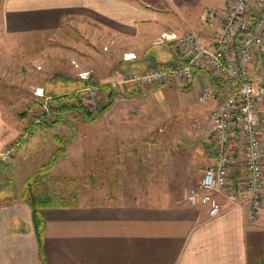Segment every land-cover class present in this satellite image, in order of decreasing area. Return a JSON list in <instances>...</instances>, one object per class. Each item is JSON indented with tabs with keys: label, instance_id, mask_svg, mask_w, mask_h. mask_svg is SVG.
<instances>
[{
	"label": "crops",
	"instance_id": "crops-1",
	"mask_svg": "<svg viewBox=\"0 0 264 264\" xmlns=\"http://www.w3.org/2000/svg\"><path fill=\"white\" fill-rule=\"evenodd\" d=\"M226 1L0 0V37L14 38L18 46L24 39L45 37L47 33L52 35L73 27L93 40L103 39L111 53L117 55L103 64L92 59L91 68L83 70L92 71L94 67L98 70L105 64L114 66L122 54H133L134 58L120 57V62L150 69L158 66L159 58H163L162 54L152 51L155 46L174 49L172 43H156L161 33L182 35L194 31L203 44L212 45L222 23ZM206 8L214 9L215 16L210 23L201 25L198 15ZM147 54L151 57L147 58ZM180 61V55L175 57L172 51L169 62ZM196 70L194 79L200 73L205 79L199 91L213 85L215 80L207 71ZM68 82L71 83L69 80L60 86ZM163 85L168 92H178L175 89L179 86L175 84ZM141 99L140 95L116 97L94 121L100 130L91 138L96 149L115 144L117 128L124 135L151 136L156 129L162 131L153 124L138 125L136 121H129L148 112ZM13 117L12 112L0 110V150L36 132L37 128L30 129ZM196 126V131L192 129L195 133L190 132L187 145L193 144L194 135L202 137L208 166L213 161L211 126L207 119L198 120ZM99 133L107 135L98 136ZM51 150L50 155L56 149ZM240 176L241 170L232 166L230 188L238 187ZM38 215L40 237L32 207L25 198L0 202V264H264V197L255 219L250 218L246 204L232 206L222 197L218 198L215 211L208 205H191L187 200L106 201L40 208Z\"/></svg>",
	"mask_w": 264,
	"mask_h": 264
},
{
	"label": "rangeland",
	"instance_id": "rangeland-1",
	"mask_svg": "<svg viewBox=\"0 0 264 264\" xmlns=\"http://www.w3.org/2000/svg\"><path fill=\"white\" fill-rule=\"evenodd\" d=\"M210 12L215 14L216 11L206 8L199 13L201 25L213 20L208 17ZM13 41L14 38L0 37V110L12 112L13 118L29 125L30 129H37L30 138L21 137L0 150V202L19 194L24 179L49 160L51 148L59 146L55 140L57 137L65 153L58 158L51 174L60 178L57 182L60 189L76 190L77 203L182 202L198 188L201 173L208 162L202 137L196 138L198 135L193 134V144H187L191 139L190 132L197 130L196 122L207 119L210 104L197 100L199 88L204 86V74L200 73L188 89L176 88L177 93L166 91L164 85L162 88L161 85L145 88L135 85L148 112L129 121H136L138 125L153 124L162 131L156 129L151 136L124 135L123 130L117 128L115 144L96 149L91 138L94 132L100 131L94 121L101 115L91 119L76 111L65 112L57 123L39 127V123L33 122V116L44 99L37 96L35 90L43 88L44 95L50 96L49 119L53 120L50 107L53 94H72L92 85L89 83L91 79L98 81L95 84L106 83L139 68L120 62L118 59L124 57L122 54L114 66L106 67L105 64L98 70L96 67L89 70L92 59L103 64L104 60L117 58V55L111 53L103 39L93 40L84 31L73 27L52 35L47 33L45 37L24 39L18 46ZM174 49L170 51L159 44L152 51L159 56L162 54L161 62H168L172 51L175 57L180 54L176 47ZM131 56L133 59L134 55ZM80 72L89 74L82 78ZM69 80L71 83L60 86ZM98 99L95 110L84 105L92 111V116L105 101L106 94L100 91ZM106 135L99 133L98 136ZM235 156L238 157L237 153Z\"/></svg>",
	"mask_w": 264,
	"mask_h": 264
},
{
	"label": "built area",
	"instance_id": "built-area-1",
	"mask_svg": "<svg viewBox=\"0 0 264 264\" xmlns=\"http://www.w3.org/2000/svg\"><path fill=\"white\" fill-rule=\"evenodd\" d=\"M214 16V12L208 14ZM164 42L180 51L182 61L134 70L106 83L117 91L130 85L185 87L196 68L207 71L215 82L202 87L197 100L210 104L207 123L211 126L213 161L204 168L198 188L186 200L215 211L222 197L232 206L246 204L250 218H257L264 197V0H229L212 45L203 44L194 31L182 35L161 33L156 43ZM123 58L129 60L132 56L124 54ZM88 74L79 75L87 78ZM102 84L75 90L72 96L95 110ZM35 94L44 99L33 116L38 124L51 115L50 96L44 95L43 88H37ZM234 162L241 170L240 184L235 189L230 188Z\"/></svg>",
	"mask_w": 264,
	"mask_h": 264
},
{
	"label": "trees",
	"instance_id": "trees-1",
	"mask_svg": "<svg viewBox=\"0 0 264 264\" xmlns=\"http://www.w3.org/2000/svg\"><path fill=\"white\" fill-rule=\"evenodd\" d=\"M170 61V59H169ZM168 61V62H169ZM166 62H161L158 65H164ZM134 70V69H133ZM132 70V71H133ZM132 71L127 72L125 76L129 75ZM197 70L194 72L193 79L195 74H197ZM192 79V81H193ZM192 81L185 87H182V90H186L191 86ZM219 82V81H217ZM137 86H133L124 91L112 90L107 83H103L100 91L106 94L105 101L100 104V108L96 110L94 116H92V111L86 108L84 105L76 102L72 98V94H55L52 97V103L50 105L53 111V120L44 119L37 126H51L54 123L58 122V118L65 112H79L82 115H85L86 118L95 119L99 115H101L105 110H107L113 103L114 99L119 96L123 97H131L135 95H139ZM54 122V123H53ZM36 127L35 125H33ZM58 138V137H57ZM55 139L56 143H58V148L52 153L49 160L45 163L38 166L33 172L27 176L22 182V189L19 194L14 195L12 198H25L32 207V213L34 218V224L36 228V232L38 237H40L41 233V221L38 215V210L40 208H48V207H68L74 206L77 204V192L73 188L70 191L65 189H60L57 185V182L60 178L53 176L51 174V170L55 165L58 158L64 155L65 149L62 146V142L59 139ZM1 164V163H0Z\"/></svg>",
	"mask_w": 264,
	"mask_h": 264
},
{
	"label": "water",
	"instance_id": "water-1",
	"mask_svg": "<svg viewBox=\"0 0 264 264\" xmlns=\"http://www.w3.org/2000/svg\"><path fill=\"white\" fill-rule=\"evenodd\" d=\"M90 84H92V85H93V84H95V83H94L93 81H91V82H90Z\"/></svg>",
	"mask_w": 264,
	"mask_h": 264
}]
</instances>
